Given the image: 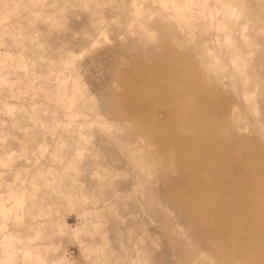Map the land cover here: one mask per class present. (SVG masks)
I'll return each mask as SVG.
<instances>
[{
    "label": "rangeland",
    "instance_id": "rangeland-1",
    "mask_svg": "<svg viewBox=\"0 0 264 264\" xmlns=\"http://www.w3.org/2000/svg\"><path fill=\"white\" fill-rule=\"evenodd\" d=\"M0 264H264V0H0Z\"/></svg>",
    "mask_w": 264,
    "mask_h": 264
}]
</instances>
